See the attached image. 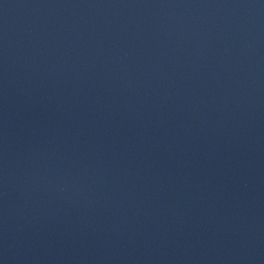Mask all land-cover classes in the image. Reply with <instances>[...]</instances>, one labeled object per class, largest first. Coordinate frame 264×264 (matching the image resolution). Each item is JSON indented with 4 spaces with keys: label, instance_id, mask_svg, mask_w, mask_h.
<instances>
[{
    "label": "water",
    "instance_id": "obj_1",
    "mask_svg": "<svg viewBox=\"0 0 264 264\" xmlns=\"http://www.w3.org/2000/svg\"><path fill=\"white\" fill-rule=\"evenodd\" d=\"M0 264H264V0H0Z\"/></svg>",
    "mask_w": 264,
    "mask_h": 264
}]
</instances>
